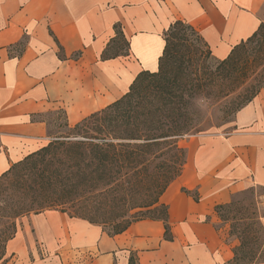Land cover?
Here are the masks:
<instances>
[{
	"label": "crops",
	"instance_id": "obj_1",
	"mask_svg": "<svg viewBox=\"0 0 264 264\" xmlns=\"http://www.w3.org/2000/svg\"><path fill=\"white\" fill-rule=\"evenodd\" d=\"M176 19L193 25L222 59L264 22V0H0V174L47 143L43 114L62 109L73 125L122 96L138 72L156 71L163 32ZM115 23L128 54L102 60ZM190 147L161 196L172 240L163 238L161 221L134 222L108 236L98 225L45 210L30 223L47 263L127 264L129 250L138 252V264L228 261L237 239L214 206L252 185L264 188V87L236 111L229 130L194 135ZM11 242L22 253L21 237Z\"/></svg>",
	"mask_w": 264,
	"mask_h": 264
},
{
	"label": "trees",
	"instance_id": "obj_2",
	"mask_svg": "<svg viewBox=\"0 0 264 264\" xmlns=\"http://www.w3.org/2000/svg\"><path fill=\"white\" fill-rule=\"evenodd\" d=\"M163 39L156 71L138 72L122 96L73 125L58 109L63 130L48 132L46 144L0 174V264L11 257L7 243L17 233L16 219L45 210L98 225L108 236L134 222L161 221L163 238L173 239L161 196L186 161L179 141L198 131L204 106L230 98L235 114L264 87V22L222 59L182 19L168 25ZM128 47L115 23L100 57L127 55ZM258 187L214 206L237 239L223 264L264 263V188ZM182 191L199 200L196 190ZM127 264H138L137 251L129 250Z\"/></svg>",
	"mask_w": 264,
	"mask_h": 264
},
{
	"label": "rangeland",
	"instance_id": "obj_3",
	"mask_svg": "<svg viewBox=\"0 0 264 264\" xmlns=\"http://www.w3.org/2000/svg\"><path fill=\"white\" fill-rule=\"evenodd\" d=\"M234 103L235 102L230 101V98H227L219 100L215 104L208 107L204 106L202 108V121L198 127V131L184 136L179 141L180 145L184 147L186 154L189 153V148H191L190 143L194 135L216 131L223 132L232 127L234 117L232 109L234 107ZM42 119H44L48 125V132L54 133L63 130L60 126L63 121V115L58 110H52L43 114ZM257 190L258 192L261 191L258 186ZM239 192L235 193L233 196ZM262 199L263 203L260 204L259 207L260 211L264 212V193ZM33 215L34 214L31 213L16 219L18 228L16 235L21 237V240L24 243L23 245L25 246H23L21 250L22 253H20L19 251L14 250L12 242L7 243V255L11 254L7 264H49L46 261V258L48 259L49 255L46 254L42 242L30 223Z\"/></svg>",
	"mask_w": 264,
	"mask_h": 264
}]
</instances>
